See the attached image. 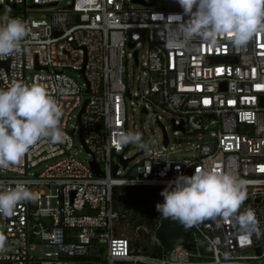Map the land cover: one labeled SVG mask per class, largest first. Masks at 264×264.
<instances>
[{
    "label": "built area",
    "instance_id": "2783aa9c",
    "mask_svg": "<svg viewBox=\"0 0 264 264\" xmlns=\"http://www.w3.org/2000/svg\"><path fill=\"white\" fill-rule=\"evenodd\" d=\"M151 1L0 0L14 5L0 6V21L7 15L29 28L20 49L0 59V89L14 82L45 87L62 109L66 134L63 143L41 139L18 164L0 167V189L24 184L37 194L11 216L0 215V264H264V31L242 47L195 38L169 48L171 30L188 16L180 5ZM128 54L145 69L139 112L150 109L158 121L153 106L167 110L173 129L196 132L192 156L167 157L162 133L163 149L122 164L124 148L116 151L112 142L116 131L126 132ZM80 149L87 158L77 157ZM198 167L245 182L237 215L254 211L258 231L246 232L235 216L206 218L164 250L155 233L160 192ZM120 168L125 175L115 174ZM116 187H141L149 199L135 210L121 203Z\"/></svg>",
    "mask_w": 264,
    "mask_h": 264
},
{
    "label": "clouds",
    "instance_id": "9594fccd",
    "mask_svg": "<svg viewBox=\"0 0 264 264\" xmlns=\"http://www.w3.org/2000/svg\"><path fill=\"white\" fill-rule=\"evenodd\" d=\"M186 22L171 30L166 40L169 48H183L195 38L216 46L221 39L234 47L245 46L264 31V0H177ZM26 22L7 15L0 21V59L20 49L28 36ZM62 109L45 87L14 82L0 89V167L18 164L41 139L63 143L66 134L60 128ZM112 147L121 151L129 144L147 150L136 132H115ZM153 143H155L153 141ZM162 202L156 211L164 218L189 228L206 218L235 216L246 232L258 231L254 211L239 210L247 198L245 182L232 173L198 167L192 175H178L160 192ZM37 194L24 184L0 189V215L11 216L23 201L36 199ZM5 237L0 235V251Z\"/></svg>",
    "mask_w": 264,
    "mask_h": 264
},
{
    "label": "rangeland",
    "instance_id": "374dc122",
    "mask_svg": "<svg viewBox=\"0 0 264 264\" xmlns=\"http://www.w3.org/2000/svg\"><path fill=\"white\" fill-rule=\"evenodd\" d=\"M155 4L162 6L179 5L177 0H157ZM34 16L37 17V13L34 14ZM144 50V45H141L138 50L139 54L142 55V57L140 58L142 64L145 63ZM129 55L130 54H128L127 60L125 62V72L127 73V75L126 77L125 75H123V80L125 82L126 88L129 90L131 95L130 97H124L125 110L128 116L126 132L131 131L141 134L142 140L144 141L143 143H147L149 147L147 150L144 149L142 152H138L141 148L133 144H129L128 146L124 147L123 157H129L133 155L128 160L127 166H131L135 161L141 159L152 149L164 148L161 141L163 133L162 128L166 136L168 137V144L164 148V151L167 152V157L180 159L182 157L192 156L194 153V149L191 147V143L198 140V134L196 132H186L173 129L170 118L175 116L167 110H160L159 108L153 106V109L156 111L158 121L155 120L154 113L151 112L150 109L147 113L144 114L139 112L141 98L137 95L145 93V69L141 66H135ZM68 72L73 75L77 81H80V78L78 76H75V71L69 70ZM76 110L77 108H75L71 113H75ZM73 120V117L68 119L67 127H70L69 123H71ZM201 136L205 138V135L203 133H201ZM153 141L155 143H153ZM75 147L78 148L76 142ZM77 157L87 158L88 155L83 151V149H80ZM52 160L53 158H50L43 161L42 163H49ZM126 170L127 169L120 168L119 171H117L115 174L118 176H123L125 175ZM116 189L119 191H123L124 187H116Z\"/></svg>",
    "mask_w": 264,
    "mask_h": 264
},
{
    "label": "water",
    "instance_id": "95a60500",
    "mask_svg": "<svg viewBox=\"0 0 264 264\" xmlns=\"http://www.w3.org/2000/svg\"><path fill=\"white\" fill-rule=\"evenodd\" d=\"M154 2V0H152L150 2V4H152ZM0 6L3 7H13V4H2ZM133 44V42H128V45L131 46ZM135 55V51H133V56ZM135 60V58H134ZM86 100H83L82 105L77 113V117L79 115V113L82 111L83 108V104L85 103ZM171 123H172V119ZM178 125H173L172 127L175 128ZM162 132H163V142L165 143L166 139H165V132L162 128ZM80 136V134H79ZM143 149H139L138 152H142ZM133 155L129 156V157H125V158H121L120 160L122 161V164L124 165L126 160H128L129 158H131ZM120 157V156H119ZM90 166L91 168L94 170L95 173L99 174V171L97 172V166L93 161H90ZM116 166H113L112 168V172H114ZM156 236L159 238V240L161 241L162 247L164 250L171 248L174 244L177 243H183L186 240L187 237V228H185L180 222L172 220L170 218H164L162 217L160 219V224L156 229Z\"/></svg>",
    "mask_w": 264,
    "mask_h": 264
},
{
    "label": "trees",
    "instance_id": "16d2710c",
    "mask_svg": "<svg viewBox=\"0 0 264 264\" xmlns=\"http://www.w3.org/2000/svg\"><path fill=\"white\" fill-rule=\"evenodd\" d=\"M149 199L148 192L141 187H124L121 191V203L135 210L142 209V205Z\"/></svg>",
    "mask_w": 264,
    "mask_h": 264
}]
</instances>
